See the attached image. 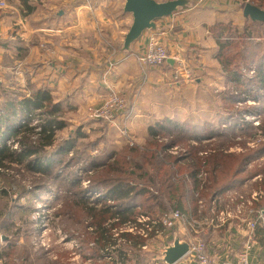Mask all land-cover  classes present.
<instances>
[{
	"label": "rangeland",
	"instance_id": "1",
	"mask_svg": "<svg viewBox=\"0 0 264 264\" xmlns=\"http://www.w3.org/2000/svg\"><path fill=\"white\" fill-rule=\"evenodd\" d=\"M97 1L99 3L103 2V4L99 5ZM105 1L111 3L116 1L117 6L114 7L117 8L115 10L118 13L121 12L124 0H90L89 6L86 7L88 9L87 13L93 16L95 11L100 12L98 7H101L100 9L111 7ZM155 1L165 2L168 0ZM216 2L219 1L190 0L188 6L179 9L175 14L181 13L180 15L183 18H180V20L184 22L194 21L192 24L193 26L196 24V28L192 24L187 23V25L193 29L192 35H199L201 38L204 36L205 30L208 33L205 37H211L210 28L216 20L220 19L230 22L233 27L238 29L239 26L235 25L236 20H234L233 15L238 12V9H242L243 4H240L239 8L233 7L234 9L230 12L211 11L212 14L209 15L216 18L207 19L206 25L195 23L199 20L198 15L199 18L204 16L203 9L211 7ZM52 5L56 7V5ZM58 8L61 7L53 9L54 17L58 12H56ZM251 30L255 31L256 43H259L263 49L264 27L258 26L257 29L252 28ZM121 45H118L117 50L121 49ZM49 50L51 51V49ZM51 53L53 52L51 51ZM240 72L249 79L252 77L254 70L249 71L243 68ZM215 74L211 73L208 79H203L206 82L204 81V84H201L200 87H197L195 83H185L192 86L191 88L185 87V84L175 87L176 83L173 81L163 84L164 89L173 91V93L167 94L166 98L162 99L164 101H161L162 104L166 103L168 106V109L165 110L168 114L161 112L158 114L159 103L155 105L144 104L140 107V111L148 118L144 117L145 122L143 124L134 122L131 126L130 123L126 125L124 122H119V124L110 127L112 124L105 122V120L90 118L88 109H98L103 102L96 108H88L81 117L70 119L76 125L81 123L86 126L88 121L96 122L91 128H89L90 126L86 127L84 130L86 133L85 138L77 141L75 149L66 154V157L54 158L53 161L56 164L53 166L50 176L40 175L26 170L24 166L16 165L10 166L8 170H0V264H87L88 262L90 264H121L116 249L119 245L122 246V243L118 240H116L114 246H107L106 250L100 251L98 249V256L94 257L97 247L91 236L94 229L87 226V223L91 222L87 213L90 208L98 211L104 205L112 206L113 202L106 197L107 192L104 187L93 188L92 180L95 172L92 165L94 164L89 159L90 157L100 158L103 156L106 158V160L97 163L96 167L99 170L116 159L120 153L124 152L126 147L136 149L139 154L145 153L151 148L148 144L153 142L145 130L149 118L157 117L158 121L152 124H160V131L162 130L161 132L164 134L154 139L157 143L171 144L169 141L177 138V134H166L174 127L181 130L184 133L183 135L192 137L189 140L178 136V139H182V141L179 142L177 139L178 143L173 144L172 148L166 152L167 155L173 157L172 160L181 159L186 155H189L186 158L191 159L196 153L198 157L205 159L213 153L220 152L229 156L227 157L228 166L233 169V167L236 168V163L240 161L241 157L251 153L258 155L244 167L249 176L255 174V177L248 178L249 180L244 184L236 187L243 186L239 194L234 195L242 196L243 200H247L256 193L258 196L254 198L255 201L250 204V208L259 205L264 206V192L262 189L264 183L261 182L264 178V154L259 155L264 147V135L262 130L259 129L260 126L264 127V93L251 91L249 96L244 94L238 96L234 86L226 79L223 78L216 82L217 74ZM169 84H172V89L168 88ZM6 90L9 89H0V105L4 101L3 92H7L6 94L10 92ZM119 95L124 98L127 107L131 104V101L137 99L136 97V99L127 101V97ZM129 113L130 109H125L122 112L126 121ZM111 128L119 131L114 132ZM76 129L75 126H71L70 129L59 131L57 133L58 141L60 143L66 141ZM210 135L211 139H207L206 137ZM134 136H136V139H132ZM173 137L175 138L173 139ZM195 138H199V140L197 141ZM196 149L197 152L192 154L193 151L191 150ZM214 149H217V151L214 152ZM53 151L49 150L48 153H53ZM75 151L81 154L71 161L70 159L75 158ZM112 153L116 157L109 156ZM119 166L125 171V174H112L109 175L108 179L114 176V178L122 180L128 175L126 171L128 173L133 170V165L128 166L123 161H120ZM166 168V165H161L162 170L151 168L149 172L155 180H160ZM178 176L180 177L181 174ZM105 178L106 175L104 174L97 177V179ZM143 182L144 180H139L140 184H143ZM156 185L157 188L159 182ZM237 196L231 198L233 202L229 199V202L223 205L221 211L234 209L238 205V202H234ZM99 199H103V201L101 202ZM79 201L82 202L79 203ZM201 201L203 202L202 206L206 205L205 199ZM254 203L256 204L254 205ZM135 205L137 206L134 209L136 213L145 212L149 207L142 199H138ZM144 205H147V208H144ZM126 226L121 227L118 231H112L113 238L119 239L118 236L121 233H128ZM138 230L139 227L134 233L135 236H139ZM151 242L152 240L149 241L150 245L154 243ZM149 244L137 249L134 256H129L127 264H146V255L149 251L153 253V249L150 248ZM161 245H156V247L161 249ZM122 247L125 250L124 246ZM162 251L163 248L160 252Z\"/></svg>",
	"mask_w": 264,
	"mask_h": 264
},
{
	"label": "crops",
	"instance_id": "2",
	"mask_svg": "<svg viewBox=\"0 0 264 264\" xmlns=\"http://www.w3.org/2000/svg\"><path fill=\"white\" fill-rule=\"evenodd\" d=\"M31 1L36 8L30 14H26L18 0L7 2L16 12L0 10V89L16 90L25 96H28L32 88L47 90L54 101L61 105L62 118L66 124L63 130L75 126L76 131L79 130V133L86 136L84 130L89 126L91 128L96 121H88L85 126L81 123L76 125L70 119L81 117L90 107L100 106L109 91L127 97V101L137 97L125 108L130 109L127 121L120 113L110 127L119 122L126 125L130 123L131 126L134 122L143 124L145 115L140 111V107L144 104L159 103L158 114H168L165 111L168 106L161 101H164L162 99L166 98L167 94L173 93L163 86L172 81L173 61L169 60V68L146 69L135 59L143 43L150 39L158 40L168 51L170 58L177 54L188 63L196 77L194 83L197 87L204 84L203 79H208L211 73L217 74L216 82L224 78L214 57L216 46L212 38L205 37L208 34L206 30L202 38L192 35L193 29L189 28L187 23L191 25L194 21L189 23L180 20L183 18L181 13L155 21L154 30L145 31L128 51H122V45L121 49L117 50L118 45L123 43L125 33L132 22L131 16L123 12V4L121 12L118 13L115 10L117 7H114L117 2L107 1L111 7H98L100 12L95 11L91 16L86 8V2L90 0ZM218 1L203 9L204 16L199 18L198 15L199 20L195 23L206 25L207 19L216 18L209 15L212 14L211 11L230 12L233 7L239 8L242 4L240 0ZM52 4L61 7L56 10L58 12L55 17L53 9L56 7ZM97 4L102 5L103 2L97 1ZM233 16L238 29L246 24L247 20L242 16L241 8ZM203 17L205 18L202 19ZM193 27L196 28V24ZM42 47L51 49L54 55L47 56ZM180 84L185 82L176 83L175 87ZM168 88L172 89V84H169ZM156 118H149L146 122L147 134L149 128L154 127L153 124L158 121ZM132 139H136V136ZM242 188L243 186L218 196L208 210L198 207L199 216L195 219V232L184 223H178L169 234L155 237L152 245L148 243L153 253L149 251L146 255V264H164L160 250L172 242L174 235L187 244L195 236L201 237L205 240L207 254L216 264H235L237 251L246 235L245 221L256 219L257 212L262 211L264 206H255L251 209L252 213L245 211L243 221L234 219L224 225L211 227L208 220L212 217L211 211H221L223 205L229 202V197L239 194ZM262 215L263 221L258 223V227L264 230V211ZM159 244H162L161 249L156 247ZM175 264L194 263L183 258ZM249 264H264V240L254 242L249 253Z\"/></svg>",
	"mask_w": 264,
	"mask_h": 264
},
{
	"label": "trees",
	"instance_id": "3",
	"mask_svg": "<svg viewBox=\"0 0 264 264\" xmlns=\"http://www.w3.org/2000/svg\"><path fill=\"white\" fill-rule=\"evenodd\" d=\"M18 1L26 14L32 13L36 8L31 0ZM240 1L243 5L249 3L264 10V0ZM246 20V25L241 30L221 19L216 20L210 28L211 37L216 46L214 57L219 65L220 73L227 82L234 86L238 96L243 94L249 96L251 91L264 93V48L262 49L261 45L256 43L255 31L251 30L252 28L257 29L258 26L264 27V23H252L248 19ZM166 67L169 68V64ZM243 68L249 71L253 69L252 77L248 79L242 74L240 70ZM6 91H10V95L4 91V101L0 105V170H8L10 166L16 165L24 166L26 170L40 175L50 176L53 166L56 164L53 161L54 158L66 157V154L75 149L77 141L84 139L85 136L78 130L66 141L62 143L58 141L57 133L63 130L66 124L62 118L61 105L54 101L47 90L32 88L28 96L14 90ZM159 125H154L148 130V135L153 140L151 144H148L151 148L144 149L148 153L146 151L139 154L136 149L126 147L116 159L99 170L96 167L97 163L106 160V158L103 156L100 158L90 157L89 159L94 164L92 165L95 172L92 180L93 188L104 187L107 192L106 197L113 202L112 206L104 205L98 211L90 208V211L86 212L91 220L87 226L94 229L93 235H91L93 243L97 247L94 257L98 256V249L106 250L107 246H114L118 240L125 248L123 250V247L119 245L116 249L118 257H120L121 264H127L129 256H134V252L147 245L150 240L155 241L157 234H161V236L169 234L161 224L162 217L177 211L187 221H195L199 216L198 203L202 202L201 200L205 199L206 205L203 207L208 210L210 204L218 196L236 189L239 185L255 177V174L249 176L244 168L247 163L258 157L253 153L241 157L240 161L236 163L237 166L235 165L236 168L233 167V169L228 166L227 157L229 156L220 152L213 153L203 159L198 157L197 153L194 154L197 152L196 149L191 150L194 154L191 159L186 158L189 157L186 155L183 157L184 159L172 160L173 157L167 155L166 152L172 148L173 144L178 143V136L189 140L192 137L183 135L181 130L174 127L166 134H177V138L173 137L175 139L169 141L171 144L157 143L154 139L164 135L162 130L160 131ZM259 129L264 135V127L260 126ZM206 138L211 139V135ZM182 139H178L179 142ZM195 139L199 140V138ZM9 141L11 143H8ZM49 150L54 151L48 153ZM216 151L217 149H214V152ZM80 154L75 151V158L70 160H75L76 156L78 157ZM263 154L264 147L259 155ZM109 156L116 157L114 153ZM134 159L136 161H133ZM120 161L128 166L133 165V170L128 173L126 171L128 175L122 180L116 179L114 176L108 179L112 174H125V171L119 166ZM161 165L167 166L166 171L160 180H155L149 169L156 168L160 171L162 170ZM103 174L106 175L105 179H97ZM179 174H181L180 177ZM139 180H144L143 184H140ZM157 182L159 185L156 188ZM261 182L264 183V178ZM262 189L264 192V186ZM138 199H142L145 204H148V208L147 205H144V208H147L145 212H134L137 207L135 202ZM99 201L102 202L103 199H99ZM137 216L147 218L149 222L155 223L147 238H141L132 233H121L118 236L119 239L113 238L111 232L118 231L123 226L134 224L136 227H140L136 222ZM263 237L264 230L256 225L254 240H264Z\"/></svg>",
	"mask_w": 264,
	"mask_h": 264
},
{
	"label": "built area",
	"instance_id": "4",
	"mask_svg": "<svg viewBox=\"0 0 264 264\" xmlns=\"http://www.w3.org/2000/svg\"><path fill=\"white\" fill-rule=\"evenodd\" d=\"M210 1V0H208ZM8 0H0V10H10L16 12V10L10 6ZM89 6V2H86ZM86 6V7H87ZM47 56H52L53 53L49 49L42 47ZM53 52V51H52ZM135 59L142 68H159L166 67L169 60L173 61L174 69L171 74V79L174 83L185 82L188 84H193L196 77L191 70L188 63H186L179 55L175 54L170 58L168 51L161 45L158 40L150 39L147 43H143L142 48L136 53ZM126 101L119 94L114 92H108L106 97H104L102 105L98 109H88L89 117L92 119H102L105 122L113 123L114 118L122 113L126 108ZM237 195L232 194L229 199L232 201V197ZM257 194L254 193L250 199L243 200L242 196H237L234 202H238V205L234 209L219 211L215 213L211 211V216L208 220V225L221 226L226 224L230 220H241L245 219L244 212L252 213V208L250 204L255 201ZM233 202V201H232ZM199 207H203L202 202H199ZM263 211L257 212V217L254 220H246V235L244 236V241L236 254L235 264H249V253L254 245V232L256 225L263 221ZM140 225L138 230V235L142 238H147L150 231L153 230L155 223L149 222L147 218L140 217L137 221ZM178 223H184L187 227L191 228L194 232L197 230V223L194 220L187 221L180 213L177 211L170 212L168 215L161 218V224L164 229L169 232L172 231ZM126 231L128 233L134 234L137 227L133 225H127ZM161 234H157L160 236ZM156 236V237H157ZM190 260L194 264H216L215 260L212 259L206 252L205 240L201 237L195 236L188 241V253L183 257ZM87 264H90L89 262Z\"/></svg>",
	"mask_w": 264,
	"mask_h": 264
},
{
	"label": "water",
	"instance_id": "5",
	"mask_svg": "<svg viewBox=\"0 0 264 264\" xmlns=\"http://www.w3.org/2000/svg\"><path fill=\"white\" fill-rule=\"evenodd\" d=\"M190 0H124L123 12L131 16V25L124 36L122 51H128L145 31L155 29V21L169 17L179 9L185 8ZM60 14V13H59ZM242 16L252 23H264V10L249 3L242 7ZM188 253V244L174 235L172 242L161 252L164 264H175Z\"/></svg>",
	"mask_w": 264,
	"mask_h": 264
}]
</instances>
